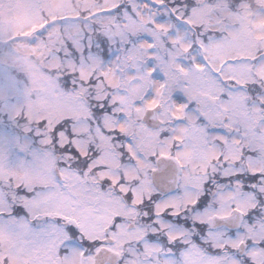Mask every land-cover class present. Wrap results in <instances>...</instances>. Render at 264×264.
I'll list each match as a JSON object with an SVG mask.
<instances>
[{
  "label": "rangeland",
  "instance_id": "rangeland-1",
  "mask_svg": "<svg viewBox=\"0 0 264 264\" xmlns=\"http://www.w3.org/2000/svg\"><path fill=\"white\" fill-rule=\"evenodd\" d=\"M40 1L44 8V5H46L44 2L45 0L0 1V23L1 18H4L3 24L0 27V34L6 36L16 31H30L31 28L41 20L40 15H38V9H40L38 3ZM144 1L147 6H145L144 10L140 11V15L142 18L146 19L148 16L147 9L149 5H153V0H149V4L147 3L148 0ZM80 2L81 0H74V2L70 4L68 0H52V3L46 5V8L49 13H53L57 7L60 6L58 8L59 10L56 12L61 14V16H74L78 13ZM91 3L94 4L92 6L93 9L99 5V0H85L82 7H86ZM106 5L108 4H101V6ZM104 9L106 11L97 14L96 20H99L100 18L101 21L104 22V29L107 32H110L113 24V13H111L110 9L107 7ZM96 11L97 9L92 10L93 13ZM14 15L16 17L15 19H12L14 21H9L8 19ZM152 15L155 18L156 14L153 13ZM242 17L243 15L240 14L236 16L235 19L242 22ZM155 19L157 26L163 28L168 26L167 22L164 23L157 21V16ZM207 21L214 24L210 18H208ZM251 24L252 26L249 27L243 25L239 30L228 28V36L226 38H213L208 42L199 41L195 47H192V41L184 34L183 27L181 25H176L175 29L169 34L173 40L178 42L183 48H187V50H182V53L180 52L181 50H172L167 63L163 62V70H160L154 65L146 66L144 69L149 73H155L150 80L152 81L153 86L147 99H144L145 104L151 106L158 102V100H161L159 102H163V108L159 112V116L166 120L167 126L170 129L169 135L173 134L176 138L185 137V147L182 148L180 152L178 151V154L183 161L186 160L191 166L190 172L186 171L183 173V181L187 187L196 188L195 185H202L205 178L203 173L206 171L205 166L207 165V161L210 157L215 156L216 154V147L211 144V138L217 137L224 140L225 135L222 131L212 130L208 133V137H205L201 127L187 125L185 121L179 119L172 122V118L167 111L168 94L166 89L171 88L184 93L183 95H178L177 98H173V114L175 116L181 115V107L184 104L183 97L184 95H188L187 98L192 96L200 103V115H203L204 119L207 121L208 119H211L212 121L219 122V120L223 119V116L226 114L228 115V119L225 121L227 124H235L236 121H240L241 123L243 122L249 130L252 121L258 116V107L254 105L251 111L245 109L246 104L242 98L241 90L239 89L230 90V97L223 98L219 96L218 92L220 89L230 88L219 86L220 83L218 80L220 78H235L241 81L242 79H250L248 74L251 73L261 75L264 79V13L256 14ZM63 25L64 30L58 32V20H54L46 27V31L42 32V34H46L44 39L39 36V34H36L30 38L18 39L16 41L13 40L14 42H12L15 43L13 46L17 50L22 51L25 55L24 64L33 54L42 57L49 45H55L56 42L60 41L63 33L73 34V43L79 45V32L78 29L75 28L73 20H69L65 17L63 19ZM210 26L213 27L215 25ZM140 43L145 46L148 45L146 41H141ZM257 45L263 49V53L259 54L257 59L252 61V64H250L248 57H244V62L234 63L230 60L229 57L237 55H241L242 57L251 56L255 52ZM187 54L194 57L196 65L193 67L201 68L200 70L192 72L184 68L187 66L181 65L184 63H178L173 60V57L186 56ZM206 60L208 61L209 66H207ZM0 61L21 70H23L24 67L22 58H20L9 47L4 50L1 43ZM47 62H49V60H47ZM52 63L55 62H49V64ZM58 63V59L56 58L55 65ZM181 68L182 70H180ZM78 70L81 72L82 76L87 75L85 62L83 60L81 65L78 66ZM144 70H142L141 73H143ZM103 73L105 74V72ZM130 73L132 72L130 71L129 74ZM242 75H247L248 77L243 78L241 77ZM105 77L106 82L111 85L117 81L118 73L113 64H111L109 68H106ZM34 78L35 82H31L27 86H18L14 81L5 78V84L0 86V112L5 115L7 113L6 116L12 120V117H14V114L21 109L22 105H27L30 109L28 113L31 117L39 118L42 116H49L48 119L52 117L55 119L53 122L64 117H70L68 122L69 124L71 123V126H69V132L74 135V150L80 153L85 152L88 143L104 141V136L100 134L99 136L94 128L95 125H93V123L95 122L85 119L88 111H92V109H88L82 100H79L70 94H66L54 79L47 78L40 73L34 75ZM142 78L145 80L144 75ZM104 83L101 82L100 85H103ZM163 83H165L166 89H164ZM144 86L145 84L133 85L130 91L133 93V96L140 95L144 90ZM26 87L29 92H32L33 94L36 92L34 102L28 98L27 93L25 92L27 91ZM111 94V96H108L110 99L109 101H113L111 104L112 106L116 103V107L112 108L111 112L108 111L104 113L102 119H100V125L108 129L118 128L121 131H124L131 120L127 117V113L121 110L124 108L122 102L124 98L129 100L130 95L129 97H126V94L123 92L118 93L116 90H113ZM141 104L142 102H136L135 104L136 113L140 115L143 111ZM119 115H121V117ZM188 116L191 121H198V118L191 113H189ZM125 118H127V120H124ZM17 124L15 123L16 128ZM40 125H44V123ZM62 128H64L63 125ZM12 131L16 132L17 129H10V126L8 127L6 124H3L0 128V181L5 184L7 177H12L14 183L27 185V191L34 190V192H37V194L33 192L28 194L26 198L20 197L21 202L27 207L33 216L38 214L45 216L47 214L49 215L51 213L60 212L61 210L64 211V214H67L65 211H67V206H69L75 211V215L79 218L81 229L84 230L89 238L100 236L102 227L108 222L109 216H100L102 209L100 206L101 204H98V202L97 204L91 203L92 206L89 207L91 197L88 196L87 192L86 196L75 200L69 198L66 194L54 192V190L44 189V187L37 188V185L49 186L53 182L49 168H52L54 165V154L59 153L61 155L59 158L63 159L68 153L65 150V143L67 141L65 131L58 132L53 138L44 136L45 140L48 139L47 141H41V139H38L35 142H30L25 139L24 143H21L18 138L14 137L11 134ZM95 131L97 132L96 135ZM36 132L42 134L41 130ZM261 133L262 134H253V132L249 130L248 137L250 140L253 139L254 149L259 150L260 148H263L264 153V142H259L260 139H264V127L261 128ZM139 134L140 140H136L135 145L139 143V147L145 152L148 153L152 150L166 149L167 138H164L165 145H162V143L159 144L154 140L155 133L148 131L146 128L139 130ZM98 145L101 149L104 148V150L101 153L102 156H99L94 163L103 164L104 166L100 170H104V175H110L115 178V155H112L110 151H108L106 143H98ZM132 146L134 147V145ZM228 148L231 150L232 146L228 145ZM139 163L141 165L144 164L142 160H140ZM252 166L254 169L262 168L258 166V163H253ZM74 167L76 168L77 164H75ZM74 167L67 166L65 162H61V171L64 177L71 180V182L78 188V184L83 183V174L86 173L87 170L77 172L73 169ZM97 169H99V166ZM131 169L136 175V169ZM195 169H197V173L199 172L198 175L194 173L193 170ZM71 171L79 174V182L76 181V177ZM132 171H128L127 177L132 174ZM103 173H101V175H103ZM91 186V183L86 182L85 191L86 188ZM141 187H143L142 184H139L136 189L141 191ZM144 187H150L149 183L144 184ZM138 191L135 192V199H138ZM193 193L194 192L191 189H187L183 193V199L174 195V197H167L166 201L171 204H179L181 200L191 201ZM243 199L246 200V203H244ZM250 200V198L243 197L238 193H232L229 191L220 192L219 213L227 212L230 208H228L229 203L236 202L239 205H242L243 203L242 207H245ZM79 202L87 203V206L81 205ZM252 202L253 201H250L249 205H251ZM101 203L106 209V214L115 208L109 201ZM162 207V203L158 204L156 211H161L163 209ZM3 209H6L5 202L0 198V212ZM211 213V210H207L202 213L200 218L208 220V218L211 217ZM125 214H127L128 219L132 221L133 218H131V216H133V210L128 209ZM157 220L161 221L160 216H157ZM164 225H167V223L162 222L160 224V226ZM150 230L154 231L153 227H151ZM166 232L168 236L171 237L177 236L181 233L180 230H177L176 228H170ZM115 234H118L116 237L119 239L116 242V247H119L122 243H125L130 239H135L138 235L140 236L139 238L143 236L140 230L137 231L134 229L130 231L122 225L118 227ZM61 236H63L61 235V232L53 228L50 224H47L45 228L38 229L36 227H31L26 223L24 218H14L12 216L5 217L0 214V260L4 257L6 259L4 263L7 264H53L55 262V257L53 255V251L56 248L55 238L57 237L58 240ZM239 236L240 234L237 233L232 238H225V240L218 241L217 244L220 245L223 241L227 244H236ZM252 236L255 239L259 238V236L254 234ZM142 238V245L144 247V253L142 254L145 256V259H147V263L144 264H237V258L233 253H220L217 256L210 254L207 251L208 248L200 252L193 247H189L179 253L182 257V262H180L175 251L166 245H162L165 244L166 241H151L147 240L144 236ZM202 239L217 240V237L215 234H211L210 238L202 237ZM256 250L257 244L254 242L249 250L243 254L256 258L258 256V253H255ZM71 252L72 253L65 258V264H78L80 261V253H76L77 249L72 250ZM128 264H130V261H128Z\"/></svg>",
  "mask_w": 264,
  "mask_h": 264
},
{
  "label": "trees",
  "instance_id": "trees-1",
  "mask_svg": "<svg viewBox=\"0 0 264 264\" xmlns=\"http://www.w3.org/2000/svg\"><path fill=\"white\" fill-rule=\"evenodd\" d=\"M74 2V0H72ZM68 2H71V0H68ZM85 2V0H84ZM114 0H103V3H107L110 5H113ZM234 4V14H239L240 11L249 8L250 4H259L258 0H169L168 3L163 1V5L167 7V10L170 12V16L173 17H180L181 19H185V23L187 26H189L190 30L193 32L194 38L196 36H202V27H206L207 18L209 16L210 11H214L217 16H219L220 19H224L223 21L230 22L231 15H222L223 12L222 9L225 8V6H228ZM92 4V3H91ZM83 6V0H81L79 4V8ZM60 6L57 7V11L59 10ZM90 8H92V5H90ZM253 10V9H252ZM128 12L127 10H121L120 13L124 16ZM81 16L79 17L80 26H82V39L84 40L82 46L79 48L78 46H73L72 49L67 47V42L65 38V45H66V51L67 54H70L73 59L81 57H86V65L85 69L87 71L86 76H82L81 72L78 70V66L73 67L71 70H68V75L66 77L65 73L62 75L64 77L63 79H58V84L60 85L61 89H63L64 92L67 94H70L71 96H74L78 98L79 100H82L84 104L87 106L88 109H92L93 111L98 110L99 108H103L107 106L108 102V91H105V84L100 85L101 82L104 83V77L103 72H101V67L98 65H95V60L100 59L103 63H107L110 60H114L116 58V61L119 66V72L121 75V78H125V70L124 65L128 60H125L128 57V54L131 52L140 53L138 60L141 62L148 61L150 59L153 60H161L166 61V58L168 56L169 51V45L166 44V42H159L157 43V50L150 53L147 51H142L141 49H133L134 47V41L133 38H131L129 41L126 42H114L113 38L114 36L111 34H108V32L105 33V35H101L99 33V27L98 23L93 24L90 20L88 24L82 23V21L87 17V14L84 12V8L82 7L80 10ZM135 21L131 22L129 24L123 25L120 31L114 30V25H112V32L115 33V35H118V38L124 39V36L126 37L128 34L135 33L136 31H133L134 29H137V31L144 28L146 25L145 22H142L139 19L134 18ZM88 20V19H86ZM128 20V19H127ZM128 23V22H127ZM239 23V22H238ZM208 29V28H207ZM209 33V32H208ZM118 52L119 54H117ZM142 53V54H141ZM134 60V59H133ZM130 63V62H129ZM131 63L134 65V62L131 61ZM30 65V64H29ZM103 66V65H102ZM158 66V65H157ZM100 69V70H99ZM55 70H51L49 72H46V74H51ZM33 72V70H31ZM106 89H109L106 87ZM100 91V92H97ZM33 101V100H32ZM123 103V102H122ZM29 107L25 106V112H29ZM127 113V117L131 120L129 125L127 126L128 130L121 131L117 128L114 129H108L104 130L102 132V135L104 136V139L106 140V144L110 146L112 144L109 140L110 139H122L126 136V132L129 134H132V132L136 131V127L134 124L139 123L138 116L133 108H131ZM49 116H42L39 118L36 117H30L29 115L26 117V123L29 125V127L33 126L37 121L44 122L45 123H54L55 120L53 117L49 118ZM8 122V121H7ZM12 123V121H11ZM54 129V127L46 126L43 128V134L45 136H49L51 134V131ZM162 131V130H161ZM160 131V132H161ZM158 133V137H165V134ZM97 134V133H96ZM95 134V135H96ZM160 134V135H159ZM42 134L40 138H42ZM34 138L36 139V134L34 135ZM97 147H99L98 144L95 143ZM5 188L6 184L2 183L0 181V198L2 201H5ZM10 198L12 199L15 189L10 184L8 187ZM16 202V200H14ZM14 205L11 206L10 209L14 210ZM20 212V209H19ZM180 215L177 217L178 221H182L184 216L182 210H180ZM15 213L14 211L12 212ZM183 217V218H182Z\"/></svg>",
  "mask_w": 264,
  "mask_h": 264
},
{
  "label": "water",
  "instance_id": "water-1",
  "mask_svg": "<svg viewBox=\"0 0 264 264\" xmlns=\"http://www.w3.org/2000/svg\"><path fill=\"white\" fill-rule=\"evenodd\" d=\"M158 109L159 106L147 109L142 120L150 126H158L160 124V120L156 115ZM152 180L154 185L163 192L175 188L176 164L172 158L162 156L157 159V168L152 172ZM238 216L239 212L234 210L230 216L216 217V221L217 223L232 225L236 223ZM118 258L117 253L103 249L95 255V260L92 264H104L106 261L115 262Z\"/></svg>",
  "mask_w": 264,
  "mask_h": 264
},
{
  "label": "flooded vegetation",
  "instance_id": "flooded-vegetation-1",
  "mask_svg": "<svg viewBox=\"0 0 264 264\" xmlns=\"http://www.w3.org/2000/svg\"><path fill=\"white\" fill-rule=\"evenodd\" d=\"M260 126V123H256V122H254V121H252V124L249 126V130H251V132H253V134H262L261 133V131H254V126ZM243 130H244V132H245V137H246V141L247 142H250V144L252 145V146H254V144H253V139L252 140H250L249 139V137H248V135H249V130H248V128H247V126H244L243 125ZM259 142H264V139H260L259 140ZM217 151H218V148L216 149V154H215V157L217 156ZM256 151H257V155L256 156H254V157H250V156H247V159H246V162H247V165L248 166H250L251 168H252V170H254V172H257L258 173V175H259V177H264V163H263V161H264V153H263V148H260L259 150H257L256 149ZM256 164V163H258V166L259 167H262V168H256V169H254L253 168V166H252V164ZM215 168H216V166H215ZM240 183V182H239ZM238 183V184H239ZM143 191V193L146 195V196H148V194H149V192H150V188L148 189V190H142ZM217 201H216V199L215 198H212V204L213 205H217V203H216ZM134 216H138V214H134ZM115 225V223H114V221L111 223V226H114ZM106 230V229H105ZM106 231H109V230H106Z\"/></svg>",
  "mask_w": 264,
  "mask_h": 264
}]
</instances>
